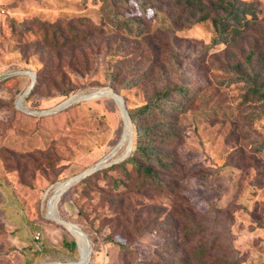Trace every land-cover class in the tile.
I'll use <instances>...</instances> for the list:
<instances>
[{
  "label": "rangeland",
  "instance_id": "obj_1",
  "mask_svg": "<svg viewBox=\"0 0 264 264\" xmlns=\"http://www.w3.org/2000/svg\"><path fill=\"white\" fill-rule=\"evenodd\" d=\"M139 1L111 2L141 21L137 34L114 24L108 0H0V264L81 260L59 219L80 229L86 264H175L191 244L209 242L212 258L191 264H222L215 255L264 264V112L250 117L264 99L245 100L243 80H218L249 64L264 81V0H241L256 6L260 33L230 43L215 42L211 20L190 19L180 0ZM31 70L36 83L25 92ZM178 83L194 92L156 140L168 157L167 166L151 160L161 181L130 162L111 165L134 148V126L129 118L124 138L115 98L93 94L112 89L128 110ZM73 92L84 99L54 107ZM185 225L199 230L172 248Z\"/></svg>",
  "mask_w": 264,
  "mask_h": 264
},
{
  "label": "trees",
  "instance_id": "obj_2",
  "mask_svg": "<svg viewBox=\"0 0 264 264\" xmlns=\"http://www.w3.org/2000/svg\"><path fill=\"white\" fill-rule=\"evenodd\" d=\"M180 1L183 2L182 4L185 6V9L188 10L190 19L211 20L216 33V37L213 38L215 42L222 41L230 43L234 41L238 35L243 36L250 30L253 32L256 31L257 34L260 33L258 27L255 26V22L258 19L256 14L257 8L251 2H243L241 0ZM111 2L112 0H108L105 6L109 8L111 17H114V24L125 28L126 31L129 32H131V28H133V32L139 34L141 31L139 29L141 21L133 17H128L127 15L123 16L115 9ZM138 3L140 4L139 0ZM252 66L254 65L248 64L244 68L238 66L237 73L228 77H220L218 80L226 84L243 80L247 84L246 89L242 93L245 100L251 97L264 99V81H258L259 72L258 70L250 69ZM108 72L106 77L109 79L108 81L110 84L113 85L115 72ZM131 82H133V76L123 80L124 85H129ZM33 86L31 88H33ZM193 92L194 89H191L188 85L178 83L154 92L146 102L132 109L129 108L127 111L135 131L134 148L129 154L123 157V159L111 165H121L125 168L126 162H130L137 172L145 178H148V180L161 181V178L159 179L158 176L159 172L152 166L151 160L155 159L159 161L161 165L167 166L168 157L165 154L166 152L157 147L156 140L157 138H161L163 134L169 135V114L175 110H182L184 108V103L191 98ZM261 112H264V108L260 110V112H252L250 117H257ZM145 115H155L157 121L149 122L144 117ZM263 144L264 142L262 141L259 142L257 146L260 148ZM160 154L165 155V158L162 159ZM181 215L184 216V212L181 213ZM185 217L188 216L186 215ZM164 222L167 223V226H169V224L172 225V223L168 224V222ZM197 226L199 225L186 226L181 236L175 237L170 242L174 245L172 248H175L179 243L188 242L190 236L199 230ZM62 243L70 250H73L77 244L74 239H63ZM123 243L121 242V246L125 245L126 247L127 245ZM211 244L212 242L198 243L195 245L191 244L189 250H187L188 253L186 255L179 254L175 264H191V259L210 260V258H212V254L209 252ZM213 258L222 264H240L235 258L228 255H215ZM163 264H170V262H165Z\"/></svg>",
  "mask_w": 264,
  "mask_h": 264
},
{
  "label": "water",
  "instance_id": "obj_3",
  "mask_svg": "<svg viewBox=\"0 0 264 264\" xmlns=\"http://www.w3.org/2000/svg\"><path fill=\"white\" fill-rule=\"evenodd\" d=\"M20 71H24V70H20ZM29 71H30V70H29ZM31 72H32L31 82H30V84L28 85V87L26 88L25 92H28V91L30 90V88L33 86V83H34V81H35V72L32 71V70H31ZM97 90H98V89H97ZM91 92H92V91L86 92V95L90 96V95H91V94H90ZM75 93H76V92L72 93L71 95H69V96L67 97V99L61 101L60 103H58V104L55 105L54 107H55V108H62V107L66 106V105H68V104H70V103H72V102H74V101H77V100H79V99H84V98H80V97H78V96H75ZM116 94L118 95V97H119V99H120L121 105L124 107V109H125L127 115L129 116L128 111H127V109H126V107H125V105H124L123 97H122L119 93H117V92H116ZM93 95H99V93H98V94H93ZM18 106L20 107L19 104H18ZM49 111H50V110H49ZM45 112H48V110L45 111ZM128 153H129V151L126 152L125 154H122L119 158H123V157H125ZM110 155H111V154H110ZM114 160H117V159L112 158V159H110V162H111V161H114ZM104 163H105V162H103V160H99V161L95 162L93 165H90L89 167L83 169V170L80 171L79 173H77V174H75V175L69 177L68 180H67V182H66V186H65V187H68L69 185H71V184L74 183L75 181L79 180L80 178L84 177L85 175L89 174L90 172L94 171L95 169L101 167L102 165H104ZM65 187H64V189H66ZM85 238H86L87 246H88L89 251H90V243H89V239H88L86 233H85ZM87 261H88V260H77V261L68 262L67 264H86Z\"/></svg>",
  "mask_w": 264,
  "mask_h": 264
},
{
  "label": "bare ground",
  "instance_id": "obj_4",
  "mask_svg": "<svg viewBox=\"0 0 264 264\" xmlns=\"http://www.w3.org/2000/svg\"><path fill=\"white\" fill-rule=\"evenodd\" d=\"M97 93L99 94H106V95H111L115 98L116 102L118 103L120 109L122 110V112H124L125 114V117H126V130H125V135H124V138L127 137V135L129 134V117L125 111V109L123 108V106L121 105V102H120V99L119 97H117L118 95L115 94V92L112 90V89H99L97 91ZM96 93V94H97ZM76 95V94H75ZM19 103L21 104V100L19 99ZM132 124V123H131ZM117 148V147H116ZM116 148L114 149V151H112L110 154V158L109 159H112L113 156H115V154H117V151ZM131 148H132V144H131ZM119 156V155H118ZM108 159V158H107ZM66 186V185H65ZM64 186V187H65ZM64 187L62 188L60 194L65 190ZM67 188V187H65ZM60 196V195H59ZM53 210V209H52ZM60 222H62L67 228H69V230L73 233V235L77 238L78 242H79V247H80V251H81V260H86V251H85V243H84V237H83V234L81 233L80 229L75 225L73 224L71 221H68V220H64V219H59Z\"/></svg>",
  "mask_w": 264,
  "mask_h": 264
}]
</instances>
